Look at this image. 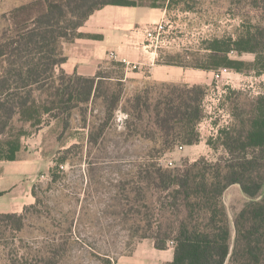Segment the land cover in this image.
Masks as SVG:
<instances>
[{
    "label": "trees",
    "instance_id": "16d2710c",
    "mask_svg": "<svg viewBox=\"0 0 264 264\" xmlns=\"http://www.w3.org/2000/svg\"><path fill=\"white\" fill-rule=\"evenodd\" d=\"M137 2L33 0L10 12L9 27L0 40V161H18L24 137L42 128L44 117L65 125L75 108L91 101L105 76L100 71L93 77L62 72L56 80L55 69L67 62L64 48L78 38L90 37L80 29L96 11L106 6H138ZM169 3L192 10L188 0ZM249 5L260 12L259 21L246 26L233 45L240 56L254 55L252 67L264 71V0H249ZM226 45L214 40L207 44L208 55L196 56L191 62L180 55L172 62L242 73L243 61L230 59ZM160 85L157 97L146 90L127 101L126 114L133 118L132 123L127 121L128 135L144 133L159 140L163 153L178 145L199 144L197 127L205 118L206 88ZM247 100L232 108L234 125L220 137L224 157L216 161L202 157L175 168L143 163L128 184L130 193L136 195L133 199L129 193L126 196L127 216L140 218L144 209L148 211L141 218L146 222L139 229L142 238L151 240L158 250L168 249V243L174 245L173 260L165 264H264V96L251 103ZM146 116L155 132L139 133L145 128L135 121L142 122ZM236 186L243 204L233 210L232 218L224 199ZM131 203L141 208H131ZM24 219V214H0V226H12L16 231L23 227Z\"/></svg>",
    "mask_w": 264,
    "mask_h": 264
},
{
    "label": "rangeland",
    "instance_id": "374dc122",
    "mask_svg": "<svg viewBox=\"0 0 264 264\" xmlns=\"http://www.w3.org/2000/svg\"><path fill=\"white\" fill-rule=\"evenodd\" d=\"M31 1L0 0V40L9 27L10 12ZM188 4L198 27L210 25V39L204 43L226 42L228 57L244 63L242 73L229 69L218 83L219 90L206 89L208 106L215 115L204 110L205 118L217 117L216 124L226 118L231 129L235 104L264 96V71L251 65L255 56H240L233 45L246 26L256 25L260 12L249 5V0H188ZM176 59V55L166 56V61ZM99 71L105 76L97 86L99 91L88 104L75 108L65 125L46 116L42 128L34 133L41 135V141L32 140L34 135L24 137L23 153L17 161L20 172L30 173L33 163L40 165L41 160L43 177L27 175L21 180L25 186L32 185L34 204L18 213L25 215L19 230L0 226V264H165L173 260V243H168L166 250H158L151 240L142 238L139 229L145 226L143 213L148 211L144 209L140 218L127 216L126 196L129 193L133 199L136 195L130 193L128 184L135 180L143 163L171 167L167 165L172 161L175 168L202 157L209 161L224 157L219 140L227 129L221 128L215 138H209L208 128L200 131L197 127V145L202 142V146L191 151L189 147L180 150L178 145L171 152H160L161 142L143 133L155 129L147 116L142 122L135 121L136 126L143 124L145 129L139 132L143 134L128 135L127 121L132 123L133 118L126 114V106L129 99L144 95L146 90L157 97L161 85L126 80L124 64L115 61L104 63ZM62 72L67 74L61 67L55 69L56 80ZM14 126L19 128L20 124ZM4 201L0 199V210ZM224 201L233 218V210L243 204L239 187L230 189Z\"/></svg>",
    "mask_w": 264,
    "mask_h": 264
},
{
    "label": "crops",
    "instance_id": "0c3cea01",
    "mask_svg": "<svg viewBox=\"0 0 264 264\" xmlns=\"http://www.w3.org/2000/svg\"><path fill=\"white\" fill-rule=\"evenodd\" d=\"M137 1L138 6H106L96 11L80 29L90 37L78 38L65 46L67 62L62 69L69 75L93 77L104 63L115 61L124 64L126 80L203 86L207 91L212 90L216 84L214 71L166 61L170 54L181 55L187 62L208 55L210 50L203 45L210 39V25L198 27L192 11L170 6V0ZM163 23L161 45L151 44L146 31ZM32 138L29 139L36 142L42 139L40 134ZM202 144L189 148L193 151ZM17 164V161H0V199L5 200L0 214H18L34 204L32 185L25 186L21 180L27 175L43 177L42 162L33 163L30 173L20 172Z\"/></svg>",
    "mask_w": 264,
    "mask_h": 264
},
{
    "label": "built area",
    "instance_id": "2783aa9c",
    "mask_svg": "<svg viewBox=\"0 0 264 264\" xmlns=\"http://www.w3.org/2000/svg\"><path fill=\"white\" fill-rule=\"evenodd\" d=\"M164 29H165V24H159V25H156L155 28L152 30H147L146 31V35H147V38L149 40V42L151 44H154L156 46H160L161 43H162V39H161V34L164 32ZM230 73V70L229 69H220V70H217V71H214L213 74H214V81L216 83V86L215 87H212V88H217V90H219V87H218V83H220L222 81V79L224 78L225 75L229 74ZM214 89H212L211 91H213ZM225 92V91H223ZM210 95L207 94L205 96V99L203 101V108L206 111L209 110V114L211 115H215V113L213 112V109H211L210 106H208V97ZM214 100V99H213ZM212 100V101H213ZM230 116V115H229ZM215 119L217 117H214ZM214 118L213 117H210L209 119L205 118L203 119L199 124H198V127H199V130L202 131V129L204 127L208 128V137H213L215 138L218 134H219V131L222 130L225 128V129H229V120H227L226 118H224L223 121H220L219 123H215L214 121ZM180 150H183V147H180L179 148ZM167 166H173V162H169Z\"/></svg>",
    "mask_w": 264,
    "mask_h": 264
}]
</instances>
